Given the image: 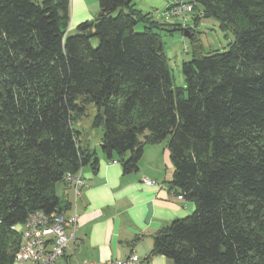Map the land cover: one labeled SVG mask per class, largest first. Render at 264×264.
<instances>
[{"label":"trees","instance_id":"obj_1","mask_svg":"<svg viewBox=\"0 0 264 264\" xmlns=\"http://www.w3.org/2000/svg\"><path fill=\"white\" fill-rule=\"evenodd\" d=\"M185 1L234 41L194 51L182 88L156 23L133 0H98L96 18L72 34L69 0H0V264L14 262L13 226L37 210L70 211L56 185L69 189L66 173L96 168L74 128L89 104L109 160L135 171L145 145L166 141L169 186L195 203L154 233L150 255L264 264V0Z\"/></svg>","mask_w":264,"mask_h":264},{"label":"crops","instance_id":"obj_2","mask_svg":"<svg viewBox=\"0 0 264 264\" xmlns=\"http://www.w3.org/2000/svg\"><path fill=\"white\" fill-rule=\"evenodd\" d=\"M98 12V0H69L66 33H74L83 21L94 20ZM76 130L80 144L95 152L97 163L95 169L90 164L82 167L84 185L77 197L72 188L66 187V197L71 209L75 207L78 221L75 240L70 242L59 264L105 262L125 258L132 252L143 264H173L164 255H150L153 235L173 220L188 216L195 203L178 199V190L169 186L173 164L167 142L145 145L138 169L124 172L119 162L110 163L102 153V133L93 145L89 131ZM144 178L154 180L155 184H146Z\"/></svg>","mask_w":264,"mask_h":264},{"label":"rangeland","instance_id":"obj_3","mask_svg":"<svg viewBox=\"0 0 264 264\" xmlns=\"http://www.w3.org/2000/svg\"><path fill=\"white\" fill-rule=\"evenodd\" d=\"M176 0H133L137 9L156 23L154 31L159 33L162 38L163 51L167 59L170 72L175 87L184 88L186 85L185 76L182 71V63L188 61L194 55V51H200L202 54L213 52H223L228 49L229 43L234 41L231 31H224L220 28L219 22L213 17L199 16L195 19L193 12H184L173 14L171 6ZM181 27L182 29H180ZM187 29L192 36L184 35ZM137 32L143 31V24L136 25ZM98 41L92 40L96 46ZM97 108L89 104L86 114L74 123V128L89 131L92 144L95 145L96 138L103 133V127H93L92 118L96 114ZM56 192L62 195L67 192L63 183L56 185Z\"/></svg>","mask_w":264,"mask_h":264},{"label":"built area","instance_id":"obj_4","mask_svg":"<svg viewBox=\"0 0 264 264\" xmlns=\"http://www.w3.org/2000/svg\"><path fill=\"white\" fill-rule=\"evenodd\" d=\"M173 14L191 12L193 7L185 0H176L171 6ZM118 163L117 160H109ZM65 180L71 185L77 197L84 185L81 170L75 174L66 173ZM146 184H155L154 180L144 178ZM178 199H184L178 193ZM78 213L71 209L69 213L52 211L46 213L41 210L30 212L23 223L13 228L20 234V244L14 254L13 264H59L70 242L75 240V229ZM70 264H143V260L136 254L130 253L125 258L109 259L105 262H87Z\"/></svg>","mask_w":264,"mask_h":264},{"label":"water","instance_id":"obj_5","mask_svg":"<svg viewBox=\"0 0 264 264\" xmlns=\"http://www.w3.org/2000/svg\"><path fill=\"white\" fill-rule=\"evenodd\" d=\"M184 35H186L188 37H191L192 36V34L189 31H187V30H184Z\"/></svg>","mask_w":264,"mask_h":264}]
</instances>
